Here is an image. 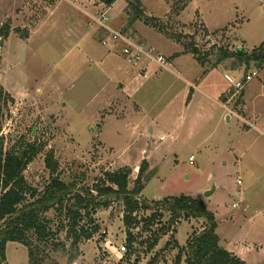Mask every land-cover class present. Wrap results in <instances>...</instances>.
<instances>
[{
  "label": "rangeland",
  "instance_id": "rangeland-1",
  "mask_svg": "<svg viewBox=\"0 0 264 264\" xmlns=\"http://www.w3.org/2000/svg\"><path fill=\"white\" fill-rule=\"evenodd\" d=\"M139 1L145 18L153 20L135 19L128 1L118 0L109 24L174 59L169 70L146 59L131 62L119 48L104 45L108 33L94 19L106 9L99 0H0V157L34 154L24 176L40 192L51 177L49 154L58 176L79 189L93 188L115 170H130L132 189L145 161L140 201L150 209L140 210L138 220L167 197H202L214 181L219 191L205 199L221 246L246 264H264V64L226 59L199 83L211 98L203 102L202 91H196L193 104H186L189 81L196 83L203 70L194 48L209 70L220 50L264 52V0ZM251 71L257 74L242 91L247 108L241 96L228 102L233 85L225 73L240 80ZM223 90L221 100L239 116L228 112L227 119L214 101ZM163 214L150 228L141 223L131 229V248L124 205L114 200L82 220L91 227V218L99 231L73 247L69 220L51 209L48 227L65 249L36 245L35 258L38 264H148L157 255L158 264H174V242L184 246L204 220L170 225V214ZM162 226H170L167 235L159 233ZM153 234L160 241L148 252ZM123 244L127 249L121 252ZM28 254L29 247L9 242L0 264H31Z\"/></svg>",
  "mask_w": 264,
  "mask_h": 264
},
{
  "label": "trees",
  "instance_id": "trees-1",
  "mask_svg": "<svg viewBox=\"0 0 264 264\" xmlns=\"http://www.w3.org/2000/svg\"><path fill=\"white\" fill-rule=\"evenodd\" d=\"M106 6H112L117 0H99ZM129 9L133 10L134 18H145L139 0H127ZM151 21L153 19L145 18ZM263 48L260 47V49ZM221 56L213 67L218 66L228 58H236L242 63L249 65L252 61L264 64V52L248 54L243 48L235 52L220 50ZM197 56V61L205 66V60H201L198 50L191 52ZM34 154L23 151L21 154L7 152L0 157V259L6 257V247L9 242H17L29 247V259L31 264H38L35 258V247L43 246L58 250L65 244L56 242L48 227L49 220L45 215L51 209H57L64 213L68 222L67 237L72 238V246L77 247L83 240H90L99 231V226L90 218L91 227L81 225L82 220L91 217L99 207H108L114 200L122 201L124 205L123 223L126 227L127 245L133 247L136 238L131 232L132 228L139 227L141 223L145 227H152L164 217L163 213L170 214V225L180 220L203 219L204 226L201 231H193L184 246L175 243L178 253L174 264H246L239 256L221 246L218 222L215 214L207 204L198 198L191 196L167 197L162 201L155 202L157 210L149 217L138 220L137 213L144 209H150L140 200V195L145 188L142 174L146 163L140 169L134 187L129 188L130 170H115L106 172L105 178L93 188L79 189L75 183L67 184L58 176V163L53 154L46 156L45 164L51 173L49 182L43 191L32 188L25 176L24 171L32 162ZM160 213V214H158ZM170 226H162L159 230L161 235H167ZM160 235H152L148 252L153 251L160 241ZM30 239L34 240L31 243ZM166 244V248L170 247ZM34 248V249H33ZM33 249V250H32ZM131 255L127 254L130 260ZM123 264V263H121ZM148 264H158L155 255Z\"/></svg>",
  "mask_w": 264,
  "mask_h": 264
},
{
  "label": "built area",
  "instance_id": "built-area-1",
  "mask_svg": "<svg viewBox=\"0 0 264 264\" xmlns=\"http://www.w3.org/2000/svg\"><path fill=\"white\" fill-rule=\"evenodd\" d=\"M103 6L106 7L104 11L98 16L97 18L94 17L96 22L100 25V27L108 33V38L104 39L102 43L104 45H112V47H117L121 50L122 54L127 57L131 62L141 63L144 59L149 60L151 62H155V64L160 65L165 69H170L172 67V62L166 58V56L157 54L154 50L149 48H144V46L140 45L137 41L133 40L132 37L129 35L124 34L119 30H115L110 24V17H109V7L102 3ZM256 71H251L249 74L245 75L240 80H235L229 74L225 75V78L228 82L233 85V91L227 94L228 102L232 101L234 97H239L242 91L245 89V86L256 76ZM164 140V137L161 138ZM190 161L194 160V156L189 158ZM238 184H242L241 178L237 179ZM238 203H234L233 207L236 208ZM127 246L123 244L120 247V251H126Z\"/></svg>",
  "mask_w": 264,
  "mask_h": 264
},
{
  "label": "crops",
  "instance_id": "crops-1",
  "mask_svg": "<svg viewBox=\"0 0 264 264\" xmlns=\"http://www.w3.org/2000/svg\"><path fill=\"white\" fill-rule=\"evenodd\" d=\"M118 1V0H117ZM116 1V2H117ZM194 2V0L192 1V3ZM115 4V3H114ZM113 6V5H112ZM112 6L111 7H109V11H110V9L112 8ZM172 62H174V59H173V61ZM199 65H200V67L203 69V70H201V73L199 74V75H197L198 76V78L196 79V83H192V82H190L189 81V84H190V88H191V90H190V92H188V101H186V104L187 105H192L193 104V101H194V98H195V95H196V91H202L201 93H202V96H203V99H204V101L203 102H206V101H208L207 99H205V98H209L210 97V95H209V93H207V92H204L203 91V88L202 87H200V85L201 84H199L200 82L201 83H203L205 80H207V78L213 73V70H215L216 68L215 67H212V69H207V68H205L204 66H202L200 63H198ZM217 67V66H216ZM215 68V69H214ZM226 74H228V73H225V75ZM224 75V76H225ZM161 77V76H160ZM157 78H159V77H157ZM228 89V88H227ZM226 89V90H227ZM226 90H223V91H218L219 93H218V95H217V97H215L216 99L214 100V101H216L218 104V106H220L221 108H225V116L227 117V119H230V117H229V115H228V112H231L232 114H236L237 116H239L234 110H233V108H231V106L230 105H228L227 103H224L223 102V100H221V97H222V94H223V92H225ZM186 92V91H185ZM245 93H243V97H242V93L240 94V96L242 97V99H243V102L241 103L245 108H247V102H246V100L244 99L245 98V95H244ZM240 96H239V98H240ZM211 98V97H210ZM241 99V100H242ZM238 101H240V99L238 100ZM209 104V103H208ZM231 104V103H230ZM233 105V104H232ZM212 106H213V108H216V106L215 105H213L212 104ZM241 106V105H240ZM239 106V107H240ZM231 115V114H230ZM164 137V136H163ZM161 138H162V136H161ZM164 139H165V137H164ZM173 140H176V137H174V138H172ZM172 146H167V150H168V152H172L171 151V148ZM191 157V156H190ZM189 157V158H190ZM211 183V182H210ZM209 183V185L208 186H206L205 188H204V190H203V193H205L207 190H209L212 186H211V184ZM213 183H215L214 181H213ZM216 184V183H215ZM213 185V184H212ZM216 186H217V189H216V191H215V194L219 191V185H217L216 184ZM194 198H198V199H201V200H203L206 204H207V206H208V200H206L205 199V196L203 195L202 197H194ZM181 246H183V245H181ZM184 264V263H183Z\"/></svg>",
  "mask_w": 264,
  "mask_h": 264
},
{
  "label": "water",
  "instance_id": "water-1",
  "mask_svg": "<svg viewBox=\"0 0 264 264\" xmlns=\"http://www.w3.org/2000/svg\"><path fill=\"white\" fill-rule=\"evenodd\" d=\"M216 189H217V186L215 183H213L212 187L204 193V196L210 197L211 195L215 193Z\"/></svg>",
  "mask_w": 264,
  "mask_h": 264
}]
</instances>
